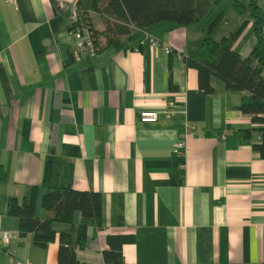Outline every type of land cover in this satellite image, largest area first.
I'll use <instances>...</instances> for the list:
<instances>
[{
	"label": "crops",
	"instance_id": "0c3cea01",
	"mask_svg": "<svg viewBox=\"0 0 264 264\" xmlns=\"http://www.w3.org/2000/svg\"><path fill=\"white\" fill-rule=\"evenodd\" d=\"M60 1L76 0H0V264H58L57 239L39 247L27 233L11 252L1 241L3 231L18 234L7 200L28 186L39 184L35 215H49L41 205L47 163L56 185L101 194L102 228L88 222L80 263L103 264L106 236L132 234L126 262L264 264V158L239 108L245 92L215 76L205 92L183 60L207 26L159 23L145 29L158 46L137 30L118 47L75 59L71 7ZM214 30V39L226 35ZM253 43L249 18L233 48L247 56ZM143 110H157V120H139ZM53 227L57 235L72 229Z\"/></svg>",
	"mask_w": 264,
	"mask_h": 264
},
{
	"label": "trees",
	"instance_id": "16d2710c",
	"mask_svg": "<svg viewBox=\"0 0 264 264\" xmlns=\"http://www.w3.org/2000/svg\"><path fill=\"white\" fill-rule=\"evenodd\" d=\"M222 0H76L78 11L76 23L86 27L95 43L96 52L104 48L118 47L134 36L136 31L145 30L159 23L187 26L205 21L221 4ZM233 10L240 15L248 12L252 21L254 43L251 52L242 56L233 44L243 32L248 19L228 34L218 39L211 37L213 29L223 17L218 12L209 19L205 36L196 50L184 63L197 73L198 87L211 92V77L221 79L229 90H242L245 93L239 106L255 124L252 130L260 135L259 143L253 149L264 158V7L257 0L243 3L232 0ZM95 16L102 22L96 27ZM104 44L100 45V39ZM248 135L244 130L243 136ZM52 165L47 163L41 185L45 188L41 205L49 215L39 219L35 215V201L39 184L28 186L21 196H10L7 200V213L18 219L19 241L27 233H32L33 242L46 247L49 242L58 241V264H85L76 258V250L85 247L87 226L92 221L102 228L101 194L97 191L77 190L68 185H56L52 179ZM6 179V170L0 163V182ZM75 213L79 218L74 223ZM55 222L69 224L72 229L56 234ZM75 226V228H74ZM133 241L132 234H108L106 246L102 250L103 264H136L123 259L122 246Z\"/></svg>",
	"mask_w": 264,
	"mask_h": 264
},
{
	"label": "built area",
	"instance_id": "2783aa9c",
	"mask_svg": "<svg viewBox=\"0 0 264 264\" xmlns=\"http://www.w3.org/2000/svg\"><path fill=\"white\" fill-rule=\"evenodd\" d=\"M5 2L16 4V0H2ZM60 6L63 8L71 7V21H70V30L75 37L74 47L71 51V55L75 59H79L81 57L87 55H94L96 53L95 43L93 38L91 37L90 31L81 24L76 23L78 21V11L75 3H71L69 5L66 2L60 1ZM145 34H147V38L151 46H158V40L150 35L146 30H143ZM165 51L169 52V46H164ZM158 118L157 110H143L139 113V120L143 122H154ZM191 128H187L186 132L190 131ZM225 133L222 134L224 137ZM185 146V138L184 135H180V137L173 144V152L180 155L184 151ZM19 235L17 233H13L10 231H3L1 234V241L4 244V249L7 252H11L15 245L19 242Z\"/></svg>",
	"mask_w": 264,
	"mask_h": 264
},
{
	"label": "rangeland",
	"instance_id": "374dc122",
	"mask_svg": "<svg viewBox=\"0 0 264 264\" xmlns=\"http://www.w3.org/2000/svg\"><path fill=\"white\" fill-rule=\"evenodd\" d=\"M101 1L104 2L105 0H101ZM239 1L243 3L248 2L247 0H239ZM257 3L258 5L264 7V0H257ZM220 11L222 12L223 17L220 20V22L217 24V26L215 27V30L213 32V35L215 36H221L220 34H228L230 31L234 30L233 26H235V24L239 20L244 19L245 17H248V12H245L246 15L244 14L243 16H240V14H237L233 10L232 0H222L221 4L215 9V11L205 21L201 22L202 25L207 26L209 19L210 18L212 19L215 16V14ZM95 22L97 25H100L101 27L103 26L98 16L95 18Z\"/></svg>",
	"mask_w": 264,
	"mask_h": 264
}]
</instances>
